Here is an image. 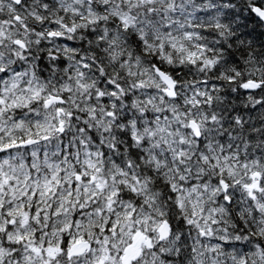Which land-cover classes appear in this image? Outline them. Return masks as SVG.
Segmentation results:
<instances>
[{
	"label": "snow or ice",
	"instance_id": "obj_1",
	"mask_svg": "<svg viewBox=\"0 0 264 264\" xmlns=\"http://www.w3.org/2000/svg\"><path fill=\"white\" fill-rule=\"evenodd\" d=\"M0 264H264V0H0Z\"/></svg>",
	"mask_w": 264,
	"mask_h": 264
}]
</instances>
